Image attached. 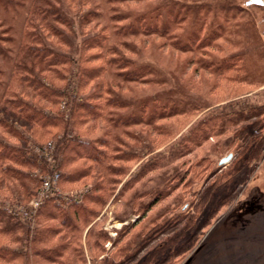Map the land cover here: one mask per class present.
I'll return each mask as SVG.
<instances>
[{"label":"rangeland","instance_id":"374dc122","mask_svg":"<svg viewBox=\"0 0 264 264\" xmlns=\"http://www.w3.org/2000/svg\"><path fill=\"white\" fill-rule=\"evenodd\" d=\"M79 3L77 12L70 10L72 46L49 34L53 47L65 51L71 61L63 74L62 90L73 103L67 98L53 106L43 100L40 103L46 113L62 115L67 122L66 138L108 140L107 146L92 142L108 160L102 155L97 163L76 158L65 164L61 150L55 149L56 141L49 143L45 134L28 143L5 135L7 142L23 146L25 156L35 161V166L23 169L32 178L39 180L54 168L65 175L78 165L88 172L71 181L63 179L62 190L82 191L83 195L99 181L105 186L106 193L95 207L98 214L91 216L87 226L91 232L87 238L83 232L79 239L83 254L71 253L69 264H101L102 257L106 264H264V149L259 161L239 157L247 147L241 138L249 135L248 129L241 128L255 131L251 139L260 138L259 143L264 144V2L122 0L107 4L117 9L108 15L131 17L151 5L168 3L180 23L169 20L172 26L164 33L160 22H153L149 30L123 37L129 47H121L119 60L144 65L153 74L113 88V80L105 76L111 90L103 94L104 100L119 97L125 105L105 107L103 114H110L104 121L87 117L73 125V107L95 88L93 81H83L82 89L79 85L78 46L97 32L94 25L80 19L92 10L88 0ZM26 9L7 12L0 6V18L14 25L18 33ZM51 23L62 28L53 20ZM238 53L239 62L231 58ZM10 67L1 56L0 80L6 79ZM144 80L148 82L141 83ZM53 82L61 85L58 79ZM249 107L254 109L249 111ZM124 115L128 119L117 123ZM114 124L118 126L115 131L103 133L105 127L112 131ZM228 154L230 159L220 163ZM106 164L123 171L118 175L106 172ZM233 165L236 170L229 174ZM23 191L9 194L0 185V209L13 216L10 208L35 196L23 201ZM13 217L20 219L16 214ZM166 218L167 226L162 224ZM21 222L32 228L31 222ZM0 264L5 263L0 260Z\"/></svg>","mask_w":264,"mask_h":264},{"label":"trees","instance_id":"16d2710c","mask_svg":"<svg viewBox=\"0 0 264 264\" xmlns=\"http://www.w3.org/2000/svg\"><path fill=\"white\" fill-rule=\"evenodd\" d=\"M120 1L122 2V0H88V6L92 10L80 16V19L90 24L89 26L94 25L97 32L94 36L84 38L78 46L79 85L82 89L83 81H93L95 88L85 97L84 101L73 107L71 113L73 125L77 120L83 121L87 117L104 121L110 114H103L105 107L119 108L125 105L124 100L119 97H106L104 100L103 94L105 92L110 94V85L113 88L119 86L121 82H136L140 80L137 78H145L147 74H153L144 65L131 60H119L121 47H129L123 37L149 30L152 28L153 22H160V30L164 33H168L172 26L169 20L177 24L180 23L175 21L178 14L173 11V8L168 7V3L167 6L151 5L131 17L129 14L108 15L109 11L117 9L112 6L108 7L107 4ZM243 2L246 5H260L264 0H243ZM79 4V0L77 2L76 0H0V6L7 12L27 8L18 33L14 25L7 23L5 18H0V57L5 58L11 66L6 79L0 80V175L2 176L0 185L9 194L19 191V189L24 190L23 195L21 194L23 201L29 200L36 194L40 179L32 178L29 173L23 170L35 166V161L25 156L26 152L23 146L7 142L5 135L28 143L37 141L45 134L49 138L47 140L49 143L56 141L55 149L57 152L61 150L65 164L76 161V158H85L97 163L102 161V155L106 161L108 160L103 151L95 150L92 143L100 142L107 146L108 140L84 141L66 138L67 122L62 118V115L57 112L56 114L46 113L45 107L40 103L43 100L53 106L58 103L60 98H67L68 102L73 103L71 97L62 90L63 74L69 70L71 61L65 51L53 47L54 42L50 35L57 37L59 42L64 41L68 46H72V42L69 40L72 27L71 18H73L70 10L74 9L77 12ZM171 14L172 16H170ZM52 20L56 25H61L63 29L51 25ZM218 32L215 31V34ZM214 35L210 36L212 40L215 39ZM186 42H188V38ZM240 55L238 53L231 58L236 57L235 61L239 62L241 61ZM105 76H110L109 80H113V83L106 84ZM53 79H58L61 85L60 83L55 85ZM145 82L148 81L144 80L141 83ZM253 109L254 107H249L248 110ZM127 119L128 116L117 118V123L125 122ZM117 127L115 124L111 125L112 131L105 127L103 133L109 135ZM241 129H248L249 135L241 138L247 147L240 152L239 157L242 160L259 161L264 144L259 143L260 138L258 140L257 138L251 139L253 137L251 132L255 133V131L247 126ZM59 133L62 134L60 139L57 138ZM75 135L80 136L77 131H75ZM113 139L118 140V137L114 135ZM189 140L193 141L194 137ZM235 167L233 165L230 168L229 174L236 170ZM41 168L44 170V165ZM104 170L116 175L123 171L118 167L111 168L108 164L105 165ZM99 171L96 169V172ZM87 172L88 170L83 167L74 165L73 169L66 172L65 175L59 172L58 185L62 188L63 179L71 181L69 179L74 178L73 176L84 175L83 173ZM26 182H30L31 185L27 186ZM104 189V184L99 181V184H93L86 190L82 202H71L66 206L59 204L56 198H46L37 209L34 224L30 230L23 225L21 218H15L14 214L13 216L9 215L0 209V260L5 264H45L46 262L69 264L72 254H83L79 239L82 238L83 232L85 238L87 235L89 236L91 229L87 226L91 223V216L96 217L98 214L95 207L100 204L99 200L104 195ZM85 201H89L93 205L89 206ZM175 218L179 220L182 216L179 218V215H175ZM50 220H56L58 224H51ZM162 224L169 225L167 218L163 220ZM54 234L58 235H55L56 238L51 240ZM97 234L99 235V233ZM65 236H67L66 241ZM15 247L22 249L17 250ZM58 251L60 252L58 253ZM102 259L101 264H106L107 259L103 257Z\"/></svg>","mask_w":264,"mask_h":264},{"label":"built area","instance_id":"2783aa9c","mask_svg":"<svg viewBox=\"0 0 264 264\" xmlns=\"http://www.w3.org/2000/svg\"><path fill=\"white\" fill-rule=\"evenodd\" d=\"M44 154L50 159L48 152ZM59 175V171L56 168L41 175L40 185L33 199L29 200L26 204L10 208L9 211L18 215L22 220L31 222L33 226L36 211L46 198H56L57 201L64 205L80 201L83 192L62 190L58 185Z\"/></svg>","mask_w":264,"mask_h":264},{"label":"water","instance_id":"95a60500","mask_svg":"<svg viewBox=\"0 0 264 264\" xmlns=\"http://www.w3.org/2000/svg\"><path fill=\"white\" fill-rule=\"evenodd\" d=\"M231 155L228 154L227 156L223 157L222 159H220V163H225L230 159Z\"/></svg>","mask_w":264,"mask_h":264}]
</instances>
